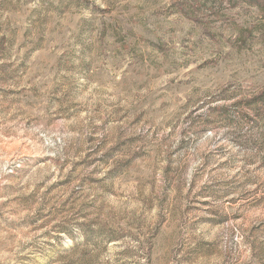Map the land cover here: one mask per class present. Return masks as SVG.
Here are the masks:
<instances>
[{
  "label": "rangeland",
  "instance_id": "374dc122",
  "mask_svg": "<svg viewBox=\"0 0 264 264\" xmlns=\"http://www.w3.org/2000/svg\"><path fill=\"white\" fill-rule=\"evenodd\" d=\"M0 264H264V0H0Z\"/></svg>",
  "mask_w": 264,
  "mask_h": 264
}]
</instances>
